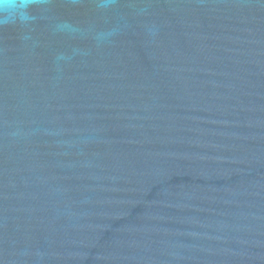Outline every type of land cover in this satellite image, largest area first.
Here are the masks:
<instances>
[{"label":"water","instance_id":"water-1","mask_svg":"<svg viewBox=\"0 0 264 264\" xmlns=\"http://www.w3.org/2000/svg\"><path fill=\"white\" fill-rule=\"evenodd\" d=\"M0 25V264H264V0H40Z\"/></svg>","mask_w":264,"mask_h":264},{"label":"clouds","instance_id":"clouds-1","mask_svg":"<svg viewBox=\"0 0 264 264\" xmlns=\"http://www.w3.org/2000/svg\"><path fill=\"white\" fill-rule=\"evenodd\" d=\"M40 0H0V25L33 19L29 9Z\"/></svg>","mask_w":264,"mask_h":264}]
</instances>
